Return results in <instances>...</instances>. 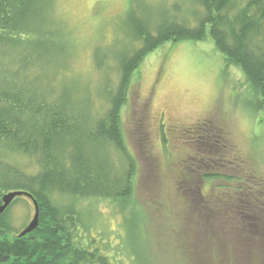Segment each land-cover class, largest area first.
I'll use <instances>...</instances> for the list:
<instances>
[{
  "label": "rangeland",
  "instance_id": "374dc122",
  "mask_svg": "<svg viewBox=\"0 0 264 264\" xmlns=\"http://www.w3.org/2000/svg\"><path fill=\"white\" fill-rule=\"evenodd\" d=\"M174 6L176 18L185 17L189 24L202 13L195 0H38L34 17L46 19L63 50V55L56 52V59L50 58L52 65L43 78L69 88L72 93L64 90L71 93L69 98L81 100L85 107L89 103L87 115L99 118L106 110L105 80L115 79L117 73L113 56L131 50L132 19L146 18L151 26L164 13L174 12ZM29 31L35 38L41 33L36 28ZM95 48L109 57L101 71L91 59ZM258 101L244 75L226 64L210 40L167 43L144 58L131 78L121 113L124 141L136 161L132 197L136 206L127 205L119 212L109 201L87 199L77 204L90 234L110 238L105 246L116 264H264L261 204L244 208L246 214H254L250 220L235 218V211L228 208L226 221L213 224L223 231L216 234L222 243L198 240L182 217L184 199L191 196L206 203L212 200L215 208L216 198L226 191L235 194L247 184L254 192L256 178L264 184V111L257 107ZM77 114L86 115L81 109ZM207 121L220 127L228 140L225 153L221 144L213 151L236 156L235 165L229 159L219 171L218 165L207 166L209 161H227L213 154L203 156V148L195 143L201 130L194 127ZM6 150L7 146L0 150V158L34 171L31 158ZM115 151L110 160L120 173L125 162ZM214 173L224 177H205ZM14 200L6 221L17 234L32 220L33 206L25 197Z\"/></svg>",
  "mask_w": 264,
  "mask_h": 264
},
{
  "label": "trees",
  "instance_id": "16d2710c",
  "mask_svg": "<svg viewBox=\"0 0 264 264\" xmlns=\"http://www.w3.org/2000/svg\"><path fill=\"white\" fill-rule=\"evenodd\" d=\"M195 1L202 13L194 15L191 24L183 15L176 18V6L174 12L164 13L151 26L146 18L132 19L128 44L131 50L125 48V52L120 50L113 56L117 73L115 79L105 80L106 110L93 118L87 115L89 103L86 108L79 103L81 100L69 98V88L54 86V82L52 85L43 78L52 65L50 58L56 59V52L63 55V50L46 19L34 17L38 0H0V150L7 146L6 151L12 155L29 157L34 163V171L28 172L0 158V205L4 194L23 191L32 196L39 209L37 228L24 237L13 234L6 221L11 205L0 214V264H116L110 248L105 246L110 238L100 235L95 239L90 234L77 204L87 199L109 201L119 212H124L127 205L136 206L132 201L136 161L124 141L121 113L133 74L158 47L171 42L210 40L226 64L237 67L244 75L259 98L257 107L264 111V0ZM35 28L41 32L37 38L29 31ZM46 57L48 63L44 61ZM105 58L109 57L99 48L92 51L96 70L103 69ZM78 109L86 115H78ZM212 124L207 121L194 127L201 130L195 143L203 148V156L213 154L214 158L222 156L227 160L208 162L209 167L220 166L219 171L229 159L234 164L236 156L224 155L228 140L220 134L221 128ZM218 144L224 153L213 151H217ZM114 150L125 162L120 173L110 160ZM205 177L224 176L214 173ZM255 183L258 190L254 192L246 184L235 194L222 193L216 198V210L212 200L206 203L196 195L184 199L183 223L191 225L190 231L198 240L220 243L222 238L216 234L223 231L213 224L226 221L228 208L241 219L254 216L246 214L244 208L261 204L264 211V184L257 178ZM200 201L204 203L200 205ZM250 228L254 224L250 223Z\"/></svg>",
  "mask_w": 264,
  "mask_h": 264
},
{
  "label": "water",
  "instance_id": "95a60500",
  "mask_svg": "<svg viewBox=\"0 0 264 264\" xmlns=\"http://www.w3.org/2000/svg\"><path fill=\"white\" fill-rule=\"evenodd\" d=\"M17 197H25L29 199L32 202V206H33L32 220L29 222L28 225H26V227L18 235V237H24L27 234H30L32 231H34L38 226L39 209L37 203L30 194L23 191H11L4 194L1 198L2 204L0 205V214H2L7 209V207L12 203V201Z\"/></svg>",
  "mask_w": 264,
  "mask_h": 264
}]
</instances>
